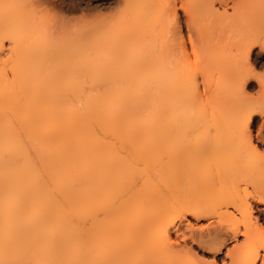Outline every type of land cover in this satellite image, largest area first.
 <instances>
[{
  "label": "bare ground",
  "instance_id": "obj_1",
  "mask_svg": "<svg viewBox=\"0 0 264 264\" xmlns=\"http://www.w3.org/2000/svg\"><path fill=\"white\" fill-rule=\"evenodd\" d=\"M175 2L115 0L120 10L95 22L98 34L73 43L55 42L51 25L21 7L27 0H0V260L193 264L197 256L172 235L191 238L189 217H211L225 247L247 232L225 252L229 264H251L252 250L264 245L262 220L249 210L264 196V156L238 131L239 115L264 104L236 87L247 74L245 47L237 59H214L217 42L192 38L199 67L186 68L169 38ZM186 2L190 31L216 4L224 12L210 17L225 25L252 26L264 16V0ZM230 2L238 7L228 15ZM153 9L160 35L147 49L136 40L151 34L144 21ZM92 72L90 87L78 81ZM196 73L211 86L202 97ZM208 100L217 115L194 104ZM233 212L249 222L230 221ZM181 215L187 223H174ZM5 238L19 247L6 251Z\"/></svg>",
  "mask_w": 264,
  "mask_h": 264
},
{
  "label": "snow or ice",
  "instance_id": "obj_2",
  "mask_svg": "<svg viewBox=\"0 0 264 264\" xmlns=\"http://www.w3.org/2000/svg\"><path fill=\"white\" fill-rule=\"evenodd\" d=\"M114 2L115 0H30L29 3L21 7L28 9L34 18L52 23L71 20L75 15H78L80 19L91 18L106 21L120 10L113 7ZM120 7L125 6L121 5ZM183 7V5H176V14L169 19V38L177 49L185 46V40L182 37L186 38L189 34L185 31V22L180 11ZM231 7L238 6L231 5ZM10 39L7 34L2 37L5 44L10 42ZM192 51L195 53V46H193ZM242 63L247 74L237 80L236 87L241 93L249 97L256 98L259 96L264 99V34L244 49ZM238 131L242 139L254 151L264 155V104L250 108L239 115ZM252 209L253 206L249 205V210ZM255 218L254 216L253 219ZM259 219L264 221V196L260 198ZM173 222L187 223L183 215L178 216L177 220ZM188 227L191 229L193 226L189 223ZM246 236L247 232L245 231L243 237H232L228 247L230 249L231 247H239L240 240ZM184 239L186 241L185 246L192 244L204 253L213 254L212 258L198 256L193 264H219V257L215 254L222 252L225 244L220 233L211 227V221L206 225L199 226L198 231H193L190 239L187 236ZM4 246L6 251L13 247H19V245H14L9 238H5ZM188 252L193 256L197 255L194 248H188ZM251 254L253 257L251 264H264V245L254 248ZM228 255L232 256L231 250L228 251ZM0 264H58V262L16 258L0 260ZM87 264H116V262L98 260L87 262ZM225 264L228 262L225 261Z\"/></svg>",
  "mask_w": 264,
  "mask_h": 264
},
{
  "label": "rangeland",
  "instance_id": "obj_3",
  "mask_svg": "<svg viewBox=\"0 0 264 264\" xmlns=\"http://www.w3.org/2000/svg\"><path fill=\"white\" fill-rule=\"evenodd\" d=\"M26 1V0H25ZM28 1V3L30 2V0H27ZM171 1H176L175 3H174V6L176 7V5H184L183 4V2H184V0H171ZM180 1V2H179ZM183 1V2H182ZM187 2H189V0H186ZM186 2V3H187ZM139 3V2H138ZM137 3V4H138ZM232 2H230L229 3V6L228 7H226L225 9H227V14L228 15H231L232 14V12H233V10H232V7H231V4ZM157 6H154V9L158 12V11H161V5L160 4H156ZM134 6H136V3L134 4ZM115 9L117 8V7H114ZM133 8H135V7H133ZM213 8V7H212ZM211 7H210V9L213 11H208L209 13H204V14H206L205 15V18H204V20L202 21V19L200 20V16L201 17H203L202 15H200L199 16V20L197 19L196 21H195V25L193 24V29L191 30V31H189L190 29H189V27H188V23L190 22V20H189V18H188V16H187V14L184 12V10L183 9H180V11L182 12V14H183V18H184V22H185V31L186 32H188L189 34L187 35V37L185 38V41H186V46H187V49H188V52H187V55H189V57H187V56H184V54H182V52H181V48H179V49H177L176 48V55H177V57H178V59L179 58H181V59H184L183 61L181 60V61H179V62H183V64L185 63V62H190V63H192V64H189L188 63V65H187V63H185V67L187 68V66H188V69H190V67H191V69L194 67V69L196 68H198L199 67V62L196 60V57L194 56L195 54L194 53H192L191 52V40H192V38L194 39V41L196 40V43L199 41V40H201L202 38H205V39H207L208 37H209V39H207V40H210V42H211V45H213V46H215V44L214 43H216L217 42V44L216 45H218L219 44V46H218V48L216 49V51H215V55H216V57L217 58H214V59H220L219 58V56L221 57V55H222V58L225 56V57H227V55H229V56H231V55H234V57H236V54H238V52L239 51H237V48L238 47H240L241 45L243 46V47H245V48H247L248 47V45L250 44V43H252L253 41H255L256 39H258L262 34H264V16L263 17H261V19L260 20H258V21H256L252 26L249 24V26H247L248 25V19H245L244 18V20H246L247 22H245V23H243V25L242 24H239V23H235V24H222L221 22H219V21H213L212 20V18L210 17L211 15H212V13H215L216 11H218L219 13H223L224 12V8L223 7H221L219 4H216L215 5V7L212 9ZM153 9V10H154ZM154 10V11H155ZM175 10L177 11V8H175ZM208 10H209V7H208ZM154 11H152V12H154ZM155 11V13H151L150 14V16H148V19L146 18V21H144V23L145 24H148L149 23V25H147L150 29H151V27L152 26H154V27H152L153 28V30H152V32H150L151 34L150 35H147L146 37H144V38H141V39H139V40H136V43L137 44H145L146 45V47H147V49H149V47H151L153 44H155V42H156V40H158V37H159V35H160V33H159V30H160V22L162 21L161 20V18L159 17V16H161V12H160V14H158L157 12ZM207 11V10H206ZM203 12V11H202ZM157 14H158V16H157ZM203 14V15H204ZM208 15H209V17H208ZM156 16V17H155ZM248 18V17H247ZM158 19H160V21H158ZM38 20V19H37ZM215 20V19H214ZM47 22V24L50 26L51 25V27H52V31H51V33H52V37L53 38H55L54 39V41L55 42H63V41H71V42H75V40L76 39H80V40H83V42L84 43H87L88 42V40H91L92 39V37L94 36V35H96V34H98V29H96V27H97V25L98 24H96V25H94L95 24V22H97V23H99V20H95V19H91V18H84V19H80L79 18V16L78 15H75L74 17H73V19H71V20H68V21H60V22H58V23H52V22H50V21H46ZM159 27V28H158ZM154 28H155V30H154ZM158 30V31H157ZM155 31V32H154ZM157 31V32H156ZM204 32H205V34L208 32V34H204ZM210 32H211V36H210ZM207 37V38H206ZM211 37V38H210ZM77 41V40H76ZM219 41V42H218ZM224 42V43H223ZM77 43V42H76ZM213 43V44H212ZM199 47H200V45H199ZM202 47V46H201ZM146 49V50H147ZM219 49V50H218ZM145 50V49H144ZM145 50V51H146ZM238 50H239V48H238ZM148 51V50H147ZM217 51H219L218 53H217ZM88 52H90V51H88ZM236 54H235V53ZM85 53H86V50H85ZM91 53V52H90ZM89 53V54H90ZM224 53V54H223ZM234 53V54H233ZM179 54V55H178ZM224 55V56H223ZM147 56H149V54H147ZM176 57V58H177ZM185 57V58H184ZM187 57V58H186ZM213 57H215V56H213ZM231 57H233V56H231ZM52 58H54L57 62H59L61 59L58 57V58H55V56H52ZM189 58H190V60H189ZM53 59V60H54ZM97 59H99V58H97ZM177 59V60H178ZM195 59V60H194ZM236 59H237V57H236ZM185 60H187V61H185ZM97 63V62H96ZM196 66V67H195ZM148 67V66H147ZM190 69V70H191ZM6 72H7V74L9 75V76H11V72L9 71V70H6ZM190 72H192V74H194L195 72H193V71H190ZM94 72H92V73H89V74H87V75H79L78 77V81H80L81 83H83V84H87V86H89V85H91L94 81L93 80H90V77L91 76H93L94 74L96 75V73H94ZM199 73V72H198ZM91 75V76H90ZM195 75H197V73L195 74ZM201 76H198L197 75V77H198V79H195V81H196V84H194L195 82H192V81H190V82H192L190 85L192 86L193 84L194 85H196L194 88L195 89H197V88H199L200 89V91L201 92H199L198 90H194L192 87H190L189 88V86H188V84H187V86H188V88L189 89H193V91H198V94H200V96L204 93V92H206V93H208V92H211L210 90V88H211V86H210V88H206L204 85V83H205V81H204V83L202 82V74H200ZM90 76V77H89ZM193 76V75H192ZM191 76V77H192ZM88 77H89V79H88ZM190 77V78H191ZM204 79V78H203ZM193 80V79H192ZM198 81V82H197ZM104 82H110V81H105V80H102V82L101 83H104ZM113 82V81H112ZM112 82H110V83H112ZM115 82V81H114ZM126 82H128V81H126ZM232 83V82H231ZM197 84H198V86H197ZM209 84V83H208ZM208 84H206V86L208 85ZM211 84H214L213 82L211 83ZM228 84H229V82H228ZM215 85V84H214ZM213 85V86H214ZM233 85V84H232ZM209 86V85H208ZM212 86V87H213ZM230 86V85H229ZM90 87V86H89ZM215 87H217V86H215ZM232 87V86H231ZM218 88V87H217ZM210 89V90H209ZM215 88H212V90H214ZM207 90V91H206ZM192 90H190L189 92H191ZM215 91V90H214ZM213 92V91H212ZM195 92H193L192 94H194ZM191 95V94H190ZM206 95V94H205ZM202 96H204V95H202ZM201 96V97H202ZM191 97V96H190ZM205 97H207V96H205ZM257 98H260L259 96H257ZM202 100L203 99H205V100H207L206 98H201ZM262 99V98H261ZM199 100V99H198ZM263 100V99H262ZM198 103H199V101H197ZM197 102H195L194 101V104L196 103V107H201V109L200 110H204V108L208 111V112H210V114L207 112V114H209L210 116H212L213 114H215L216 113V115H217V112H218V108H219V106L218 105H216L215 103H211L210 102V104H209V100H208V103H207V101H206V103H205V105L207 106V105H209V106H207V107H205L204 106V104H203V102H201V104L199 103H197ZM202 105L204 106V107H202ZM213 108V110L211 111V109ZM198 109V108H197ZM215 110V111H214ZM203 112H206V111H203ZM211 112H212V115H211ZM215 112V113H214ZM209 115H206V118H207V116L209 117ZM204 116H205V114H204ZM214 116V115H213ZM212 118V117H211ZM256 155H261L260 154V152H257V154ZM261 156H264V155H261ZM261 158V157H260ZM243 186H246L245 185V183H242V187ZM247 187V186H246ZM251 187V188H250ZM248 188L252 191V186H250V185H248ZM249 190V191H250ZM250 202L252 203V205H253V208H254V211H253V216L252 217H259V211H260V204H258L257 202H255L253 199L252 200H250ZM189 219V221H190V223H192V225L195 227V229H197L196 231H198V227L199 226H202V225H206L209 221H213L212 220V218L211 217H206V218H204V219H202V220H199V221H197V220H195L194 218H192V217H189L188 218ZM256 219V218H255ZM255 219H253L254 221H256ZM252 220V222H254ZM230 221H235V222H237L241 227H243V225L245 224V223H248L249 221H247L246 219H245V217H243L242 216V214L241 213H239V215H238V213H236V212H233V214L230 216ZM261 223H263V225H264V221H261ZM179 232L180 231H177V230H175L174 232H173V238H174V240L176 241V239H177V241H176V243H177V245H179V246H177V247H180V249H183V250H188V248H194L195 250H196V252H197V257L198 256H205L206 258H212L213 257V255L212 254H207V253H204L203 251H201V250H199L198 249V247L197 246H195V245H192V244H187V246H185V244H186V241H185V239H184V237L182 236V235H180L181 234V232H180V234H179ZM183 237V238H182ZM243 240V239H242ZM242 240H240V242L242 241ZM230 243H231V241L230 242H228L227 243V245H226V247L224 248V251L222 252V254L221 255H219L218 257H219V264H223V263H225V261H227L228 262V264L230 263V259L226 256V251H227V249H230L228 246L230 245ZM232 248V247H231Z\"/></svg>",
  "mask_w": 264,
  "mask_h": 264
}]
</instances>
